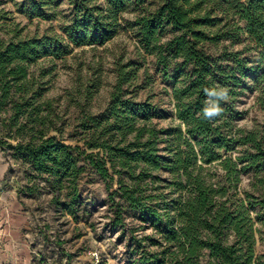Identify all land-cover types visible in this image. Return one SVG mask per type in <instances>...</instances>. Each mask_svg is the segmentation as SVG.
I'll use <instances>...</instances> for the list:
<instances>
[{"label":"trees","instance_id":"trees-1","mask_svg":"<svg viewBox=\"0 0 264 264\" xmlns=\"http://www.w3.org/2000/svg\"><path fill=\"white\" fill-rule=\"evenodd\" d=\"M158 1L157 9L149 13L141 9L146 0H103L100 4L96 0H83L81 5L74 1L72 17L67 25L60 27L61 34L51 31L26 39L0 38V104L10 107L18 136L25 133L26 124L30 125L31 135L28 139L27 134L20 136L11 149L35 173L52 178L59 187L67 184L76 197V181L82 168L77 166L78 155L74 152L79 148L56 141L54 137L44 138L39 133L37 127L42 124L40 112L44 104L40 103L42 92L39 88L34 90L29 66L44 57H65L71 54L72 48L103 46L116 35L123 10L128 6L140 8L131 28L143 52L156 59L162 75L171 81L175 116L180 125L175 130H158L150 123V104L126 100L124 87L136 77V70L130 69V65H119L107 109L98 117L88 116L94 126L86 144L91 153L80 155L85 156L84 160L105 181L112 180L113 175L128 178L130 184L120 181L118 192L140 213L143 222L159 232L165 244L163 259L174 245L177 257L170 264H201L205 252L221 264H264V254L255 257L253 223L244 205L239 204L232 210L226 201H221L226 186L212 183L209 174L202 173L203 165L221 160V152L227 153L236 146L244 148L240 156L235 161L226 157L221 163L225 165L228 180L238 182L237 174L248 169L256 173L264 171L262 138L255 132L232 136L228 130L232 110L225 103L226 98L233 99L239 94L244 79L256 68L249 67L238 55L230 56L232 67L217 66L203 50L204 43H215L223 37L227 24L218 27L224 19L235 20L232 26L236 30H241L238 23L244 22V31L262 50L261 66L264 63V0ZM37 15L45 18L42 12ZM3 19L0 14V21ZM163 24L181 34L160 43ZM173 60L180 63L170 73ZM186 67L192 69L190 73L183 71ZM181 76L187 78L183 83L179 81ZM98 87V82H92L83 92L85 103L92 99V89ZM261 101L264 105V85ZM212 106L219 111L206 116L205 109ZM20 118H26V124H20ZM163 143L166 147L162 149ZM161 170L175 175L169 186L172 194H180L168 200L166 195L154 205L151 196H144L139 185L158 181L154 174ZM258 184L264 189V178L258 179ZM256 203L264 214V196ZM119 207L116 213L121 215ZM229 232L234 242L227 244Z\"/></svg>","mask_w":264,"mask_h":264},{"label":"rangeland","instance_id":"rangeland-1","mask_svg":"<svg viewBox=\"0 0 264 264\" xmlns=\"http://www.w3.org/2000/svg\"><path fill=\"white\" fill-rule=\"evenodd\" d=\"M74 1L81 5L83 0H0V14L4 17L0 21V38L26 39L51 31L61 34L60 27L67 25L72 17ZM101 2L103 0H96V4ZM158 5V0H146L141 9L149 13ZM141 9L125 8L119 15L116 35L103 46L72 48L71 54L65 57H44L29 66L30 78L35 81L34 90L39 88L42 92L40 103L44 104L40 112L42 124L37 127L39 133H43L44 138L54 137L56 141L79 148L74 152L78 155L77 166L82 168L76 181V197L67 184L55 185L52 178L35 173L25 159L16 156L11 147L23 134H27L26 139L31 136L30 125L26 124V118H20V124L27 127L25 133L18 136V126L14 127L11 121L10 107L0 104V264H84L89 252L94 251L100 254L104 264H170L175 261L174 245L163 259L161 253L165 244L159 232L143 222L140 213L118 192L120 181L130 184L128 178L109 171L113 179L105 181L84 160L85 156L80 155L81 152L91 153L86 144L94 126L88 116L98 117L107 109L119 65H130V69L136 70V77L124 87L126 100L133 104H150V123L158 130H175L180 125L175 116L171 81L162 75L156 59L143 52L131 28ZM38 12L45 18L38 17ZM224 20L218 27L227 24L223 37L215 43L203 44L209 61L217 66L232 67L230 56L238 55L249 67L256 68L244 79L239 94L225 99L232 110L228 130L235 137L255 132L262 138L264 147V105L261 101L264 63L261 66L259 63L262 50L244 31V22H239L241 30H236L232 26L235 20ZM160 31V43L181 34L167 24H163ZM171 63L170 73L180 61ZM191 70L183 69L185 73ZM186 79L179 77L181 83ZM92 82H98L99 87L92 89V99L85 103L83 92ZM165 147V143L160 146ZM243 150L236 146L227 153L221 152V160L203 165L202 173L209 174L212 183L226 186L221 201H226L232 210L243 204L248 211L253 223L256 257L264 254V214L256 203L264 196V189L258 184V179L264 178V171H241L235 182L226 178L225 165L221 164L226 157L235 161ZM237 169L240 170L241 165ZM154 175L158 176V181L139 185L144 196H151L152 204L162 202L166 195V200L178 197L180 192L172 194L169 186L174 174L161 170ZM158 195L162 197L155 198ZM17 204L20 207L16 212ZM118 206L121 215L116 213ZM16 215L21 217L19 223ZM225 241L227 244L234 242L230 232ZM201 264L221 262L205 252Z\"/></svg>","mask_w":264,"mask_h":264},{"label":"built area","instance_id":"built-area-1","mask_svg":"<svg viewBox=\"0 0 264 264\" xmlns=\"http://www.w3.org/2000/svg\"><path fill=\"white\" fill-rule=\"evenodd\" d=\"M87 260L84 264H104L102 257L96 251L89 252Z\"/></svg>","mask_w":264,"mask_h":264},{"label":"clouds","instance_id":"clouds-1","mask_svg":"<svg viewBox=\"0 0 264 264\" xmlns=\"http://www.w3.org/2000/svg\"><path fill=\"white\" fill-rule=\"evenodd\" d=\"M219 95L222 96L223 94L221 93ZM218 111H219V109L217 107L212 106V107L205 109V115L210 117L212 115H215Z\"/></svg>","mask_w":264,"mask_h":264},{"label":"crops","instance_id":"crops-1","mask_svg":"<svg viewBox=\"0 0 264 264\" xmlns=\"http://www.w3.org/2000/svg\"><path fill=\"white\" fill-rule=\"evenodd\" d=\"M17 205H18V207L16 206V212L19 210V207H20V204H17ZM16 216H18V215H16ZM18 217H19V219H18V223H19L21 217L20 216H18Z\"/></svg>","mask_w":264,"mask_h":264}]
</instances>
